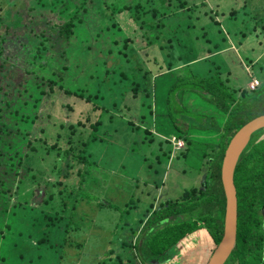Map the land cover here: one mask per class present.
<instances>
[{
    "label": "rangeland",
    "instance_id": "rangeland-1",
    "mask_svg": "<svg viewBox=\"0 0 264 264\" xmlns=\"http://www.w3.org/2000/svg\"><path fill=\"white\" fill-rule=\"evenodd\" d=\"M10 1L6 6L0 0V17L5 16L9 24L14 22L7 30L0 25V125L12 127L0 128L2 262L113 264L118 255L127 260L130 251L125 246L120 249V243L128 245L132 232L139 234L152 210L198 186L206 171L196 173L200 153L191 148L199 144L189 145L191 150L183 158L187 146L174 150L168 142L177 138L167 128L164 101L169 86L178 77L204 76L215 67L235 90H249L252 78L264 85V0H92L85 4L84 12V7L78 8L81 21L63 52L53 56L46 69L37 70L32 64L40 51L31 36L48 31L47 23L54 15L47 13L54 3L65 0ZM138 5L144 12L135 8ZM127 6L130 10L114 14ZM76 9L71 0L60 8L65 15ZM165 29L171 31V42ZM46 78L69 94L58 91L52 101L36 110L30 95L34 85ZM87 97L91 100L86 103ZM186 105L190 112L216 115L210 106L205 109L190 101ZM25 115L35 122L18 120ZM77 121L87 127L79 140L86 144L89 155L82 166L81 183L77 185V179L71 177L67 181L72 184L65 186V179L57 173L60 163L53 166L45 149L19 163L23 152H28L23 132L46 135L50 145L60 137L58 144L68 147L65 129ZM97 121L98 129L88 128ZM254 136L253 142L263 140L264 129ZM198 138L216 141L214 135ZM46 175H50L49 184ZM59 178L62 183L51 186ZM42 183L45 189H39ZM45 191L52 199L40 207L47 197ZM63 202L65 212L57 214L66 218L63 224L59 222L65 230L62 235L45 215L52 219ZM42 212L43 217L38 215ZM195 224L188 227L189 234L174 249L168 264H206L214 247Z\"/></svg>",
    "mask_w": 264,
    "mask_h": 264
},
{
    "label": "trees",
    "instance_id": "trees-1",
    "mask_svg": "<svg viewBox=\"0 0 264 264\" xmlns=\"http://www.w3.org/2000/svg\"><path fill=\"white\" fill-rule=\"evenodd\" d=\"M71 1L77 4V9L72 14L65 15L66 13L60 10L61 6H66L70 0L54 3L53 6L51 5L52 11L47 13L54 15L50 19L51 21L47 23L48 31H40L31 36V41L36 44V48L40 51L32 64L34 70L46 69L53 56H59L63 52L68 45V40L73 35L75 25L81 21V13L77 11L78 8L84 7L92 0ZM2 2L6 6H10L11 3L10 0H2ZM86 8L84 7L82 12ZM129 8V6L118 8L114 14L130 10ZM135 8L144 12L142 5ZM187 11L188 17H192V11L190 9H187ZM153 13L152 16L154 17ZM4 19L5 16L0 17V25L7 30L14 22L12 21L9 24L10 21L5 22ZM14 26L18 29L17 23ZM162 30H164V27L161 26V33H164ZM169 32L171 31L165 29L166 39L171 42L173 38L168 34ZM2 53L3 51L0 50V57H2ZM41 78L45 77L41 76ZM42 84H44L43 88ZM227 84L226 76L223 77L222 72L218 67H215L213 71L207 72L204 76L191 73L184 77H178L169 86L164 101L169 121L167 128H170L172 134L176 135L177 139H181L187 148L189 145L199 144L194 148L190 146L195 153H200L196 173L200 174L203 168L206 171L200 178L198 186L183 190L175 200H167L158 208L152 210L145 222L141 223L142 227L138 230L140 236L137 237L139 234L136 236L134 231L128 245H125V242L120 243V246H122L120 249L124 246L129 249L128 259L123 260V256L118 255L112 259L113 264H168L175 256L174 249L189 234L188 227L196 226L195 223H198L206 231L214 248L220 241L226 209L220 179V167L224 151L230 139L244 124L260 115H264L262 109V102L264 101L263 84H259L260 87L253 91L247 89L235 90ZM59 86L54 80L48 78H46V82L41 81V85L40 83L35 84L34 91L30 95L33 101L32 107L38 110L45 106L46 101H52L61 88ZM59 93L68 95L69 91H59ZM72 95H76L78 98L83 97V95H77L76 93ZM90 100L91 98L87 97L84 101L87 103ZM187 101L205 109L210 106L216 115L206 112L200 114L190 112L186 105ZM66 108L70 109L69 105ZM38 113L40 114L39 111ZM14 116H18L17 113ZM18 120L24 124H31L30 122L34 123L36 119H29V115H25ZM85 122L89 121L85 119ZM61 127L64 128L65 126ZM98 127L99 121L89 123L88 128L95 130ZM0 128L8 130L12 127L2 124ZM86 128L85 123L77 121L76 124H71L68 129H65V142L66 145L68 143V147L58 144L60 137H56L55 142L50 145L47 143L48 137L46 135L36 136L34 132H23L22 137L25 140V148L28 152H23L19 158V163L21 164L25 157H29V154H35L34 151L45 149V153L51 155L53 166L60 163L61 166L56 168L59 176L65 179L63 181V183L65 182L64 185L72 184L67 181L71 177L77 179L76 184L78 185L82 182V175L85 172L82 166L85 162H88L89 158V155H86V144L84 142L80 143L79 140ZM257 131L249 136L246 145L237 158L233 174V185L237 201V222L235 244L227 261L231 264H264V139L253 142L252 138L255 137ZM192 135L197 137L192 139ZM207 135H214L216 141L210 143L198 138ZM169 140L168 142H170ZM190 148H188L186 154H182L183 158L187 157ZM49 178L50 175L44 177L46 184H49ZM60 178L52 182L51 186L60 185L62 183ZM44 187V183H42L39 189H45ZM44 193L47 194L46 191ZM37 198L41 199L42 194L38 193ZM51 199L52 195L47 194V197L42 199L39 206H47V203L50 204ZM75 203L72 204L71 211L74 210ZM65 207V202L59 205V209L52 219L47 213L45 215V218L51 222L52 226L58 228L62 235L65 230L62 225L60 227L59 222L63 224L66 218L64 215L57 214H64ZM11 214H13V210L9 213L8 219ZM38 215L43 217V212ZM5 226L8 229L7 222ZM66 226L69 227V224L67 223ZM137 229L135 230L137 231ZM54 245L49 247L53 248L56 246ZM55 251L57 252L56 249ZM108 259L110 261V258ZM2 261L4 259L0 256V264H3Z\"/></svg>",
    "mask_w": 264,
    "mask_h": 264
},
{
    "label": "water",
    "instance_id": "water-1",
    "mask_svg": "<svg viewBox=\"0 0 264 264\" xmlns=\"http://www.w3.org/2000/svg\"><path fill=\"white\" fill-rule=\"evenodd\" d=\"M264 128V115H260L244 124L230 139L222 158L220 167V179L225 197V217L223 222L222 236L213 249L206 264H225L236 240L237 201L236 191L233 185V174L237 158L241 153L238 149L240 142L255 131Z\"/></svg>",
    "mask_w": 264,
    "mask_h": 264
},
{
    "label": "built area",
    "instance_id": "built-area-1",
    "mask_svg": "<svg viewBox=\"0 0 264 264\" xmlns=\"http://www.w3.org/2000/svg\"><path fill=\"white\" fill-rule=\"evenodd\" d=\"M258 86H259V82H258V80L252 78L251 81H250V83H249L248 89H249L250 91H253V90H255ZM169 141H170L171 145L173 146V149H174V150H179L180 148L183 147V142H182L180 139H177V138L173 137V138H170Z\"/></svg>",
    "mask_w": 264,
    "mask_h": 264
},
{
    "label": "bare ground",
    "instance_id": "bare-ground-1",
    "mask_svg": "<svg viewBox=\"0 0 264 264\" xmlns=\"http://www.w3.org/2000/svg\"><path fill=\"white\" fill-rule=\"evenodd\" d=\"M245 144H246V138H244V139L240 142V144H239V146H238V149H241Z\"/></svg>",
    "mask_w": 264,
    "mask_h": 264
},
{
    "label": "crops",
    "instance_id": "crops-1",
    "mask_svg": "<svg viewBox=\"0 0 264 264\" xmlns=\"http://www.w3.org/2000/svg\"><path fill=\"white\" fill-rule=\"evenodd\" d=\"M202 234H203V232H205V234H206V236H207V233H206V231L204 230V229H202L201 228V231H200ZM197 235V234H196ZM198 236H196V238H197ZM209 237V236H208ZM210 239V238H209ZM212 243V242H211ZM211 252V251H210ZM212 253V252H211Z\"/></svg>",
    "mask_w": 264,
    "mask_h": 264
}]
</instances>
